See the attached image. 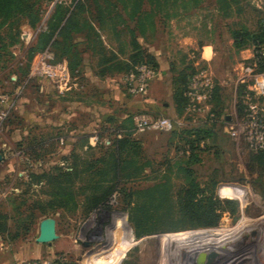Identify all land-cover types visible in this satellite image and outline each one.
<instances>
[{
    "label": "rangeland",
    "instance_id": "obj_1",
    "mask_svg": "<svg viewBox=\"0 0 264 264\" xmlns=\"http://www.w3.org/2000/svg\"><path fill=\"white\" fill-rule=\"evenodd\" d=\"M229 1L31 0L38 22L21 15L1 28L0 264L38 253L52 264H264V166L232 129L244 116L239 78L254 65L252 38L240 50L233 33L259 30L264 0ZM60 11L73 13L69 42L46 29ZM64 44L72 84L61 95L32 64L48 49L63 61ZM142 61L159 76L132 96L123 77ZM200 70L215 83L209 112L180 115L181 83ZM141 114L169 118L178 132L138 133ZM196 129L213 132L191 157L185 139ZM189 171L236 211L213 227L182 224ZM49 217L60 238L42 245Z\"/></svg>",
    "mask_w": 264,
    "mask_h": 264
},
{
    "label": "built area",
    "instance_id": "obj_2",
    "mask_svg": "<svg viewBox=\"0 0 264 264\" xmlns=\"http://www.w3.org/2000/svg\"><path fill=\"white\" fill-rule=\"evenodd\" d=\"M54 55L48 49L39 53L32 64V75L50 81L56 91L67 94L71 89L72 76L66 60L54 62ZM159 71L148 64L138 65L133 71L124 75V85L129 95L140 96L147 93L150 84L157 79ZM240 104L244 116L237 118L233 135L238 139L243 137L254 154L264 153V72H259L257 66L243 68L239 78ZM215 93V83L206 70L198 71L191 79L186 93L188 98L187 113L205 114L209 112V103ZM5 102V97L1 98ZM6 113H2L4 118ZM214 121V115H209ZM135 130L138 133L147 131H174L178 124L165 117H150L144 114L134 118ZM19 264H52L42 259H30Z\"/></svg>",
    "mask_w": 264,
    "mask_h": 264
},
{
    "label": "trees",
    "instance_id": "obj_3",
    "mask_svg": "<svg viewBox=\"0 0 264 264\" xmlns=\"http://www.w3.org/2000/svg\"><path fill=\"white\" fill-rule=\"evenodd\" d=\"M240 0H230L228 6L232 4H238ZM35 5L31 3V0H0V30L1 28L13 18H16L18 16H32L35 17L34 23L38 22V16L37 12L34 11ZM68 12L60 11V15H58L59 22L55 25L52 24L51 29L46 26L47 31L50 33H53L55 31L59 32V36L63 38V40L68 41L71 38L69 36H65L63 33L64 31L68 30L71 31L74 23L73 20V13L69 15ZM73 24V25H72ZM72 25V26H71ZM234 42L236 47L240 50L247 49L248 46V40L251 39V43L254 46V59L251 61L252 64L257 66V70L259 72H264V20L261 22V27L259 30L255 33H250L247 31H241L237 30L233 33ZM251 44V45H252ZM60 45V44H58ZM55 49V45H52ZM72 46L69 44H64V51L62 53L61 58L63 60H67L68 62V54L72 52ZM69 64V63H68ZM141 64H148L153 66L155 69L158 70L157 66L151 62L148 61H142L135 65V68L138 65ZM70 67V65H69ZM131 69L126 74L130 73L135 69ZM195 72H193L188 79H185L182 81L180 90L178 92V100L180 104V115H183L185 112L187 105H188V98L186 96V93L189 89L190 81L193 77ZM125 74V75H126ZM239 112L242 114L243 109L242 106L239 105ZM133 117V122H134ZM206 131V132H205ZM177 129L172 131V133H177ZM213 131L208 129H196L192 131L187 139H185L187 142V146L191 149L190 156L192 157L193 151L195 148H199L205 141L204 135L205 133H212ZM190 157V158H191ZM254 160L258 163H260L262 166H264V153L254 154ZM189 182L188 186L185 188L184 192V203L181 210V219L182 224L186 223H194L196 221L198 226L201 227H213L216 226L221 218L220 212L231 210L233 212L236 211L239 203L237 201L231 200V199H223L222 202H218L215 197L212 195L210 197H207L208 192L201 188L200 184L197 182V180L193 177L192 172L189 171ZM64 177H70L68 173H61L58 175V180H61ZM61 183V182H60ZM105 201V197H101L100 202ZM195 226V224H194Z\"/></svg>",
    "mask_w": 264,
    "mask_h": 264
},
{
    "label": "water",
    "instance_id": "obj_4",
    "mask_svg": "<svg viewBox=\"0 0 264 264\" xmlns=\"http://www.w3.org/2000/svg\"><path fill=\"white\" fill-rule=\"evenodd\" d=\"M2 156L0 155V160ZM60 238L57 230V220L49 217L40 222L39 235L36 242L39 244H51Z\"/></svg>",
    "mask_w": 264,
    "mask_h": 264
},
{
    "label": "crops",
    "instance_id": "obj_5",
    "mask_svg": "<svg viewBox=\"0 0 264 264\" xmlns=\"http://www.w3.org/2000/svg\"><path fill=\"white\" fill-rule=\"evenodd\" d=\"M209 49H210V48H207L206 50H204L203 57H204V56H209V55L211 54V52H210ZM204 58H205V57H204ZM162 73H163L164 76H166V75L168 74V72H167L166 70H163ZM123 83H124V77H123ZM152 83H153V82H152ZM152 83L150 84V87H151ZM150 87H149V89H150ZM81 103H82V102H80L79 104H81ZM121 103H123V102H119V104H121ZM126 104H127V102H126ZM75 113H76V112H72V115H71V116L75 115ZM66 114H67V113H66ZM66 114H65V115H66ZM65 115H64V117H65ZM42 245H45V244H42ZM40 255H41V253L34 254V255L30 256L29 258H32V259H34V258H39Z\"/></svg>",
    "mask_w": 264,
    "mask_h": 264
}]
</instances>
